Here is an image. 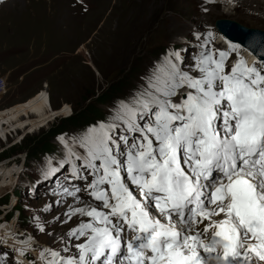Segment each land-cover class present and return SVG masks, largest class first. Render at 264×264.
<instances>
[{
    "label": "snow or ice",
    "instance_id": "1",
    "mask_svg": "<svg viewBox=\"0 0 264 264\" xmlns=\"http://www.w3.org/2000/svg\"><path fill=\"white\" fill-rule=\"evenodd\" d=\"M228 55L203 53L194 77L171 53L110 122L61 138L65 159L46 178L68 164L100 203L69 214L89 218L69 232L83 238L77 254L41 250L45 264H264V61L226 70Z\"/></svg>",
    "mask_w": 264,
    "mask_h": 264
},
{
    "label": "rangeland",
    "instance_id": "2",
    "mask_svg": "<svg viewBox=\"0 0 264 264\" xmlns=\"http://www.w3.org/2000/svg\"><path fill=\"white\" fill-rule=\"evenodd\" d=\"M70 1L72 6L54 0H0V75H7L0 109L36 102L45 96L40 104L19 105L0 120V175L13 163L20 174L18 178L14 174L8 185H0V194H9L11 189L17 194L24 229L14 226V212L9 219L5 217L11 231L23 234L28 243L38 244L39 252L50 248L76 255L74 245L83 238L71 239L69 232L88 217L75 221L81 215L69 219V214L76 208L74 201L92 205L80 198L66 200L38 189L29 195L24 186L26 179L37 177L53 156L67 151L61 138L72 144L94 127L71 123L83 117L88 104H94L98 111L99 124L110 122L122 101L132 100L149 79L167 68L171 53L179 52L180 59L172 57L173 62L195 77L198 59L191 45L185 48L178 44L180 37L203 50L218 48L210 38H216L215 31L210 30L216 18L264 30V0ZM38 15L43 16L34 23ZM110 93H115L112 101L95 102L96 97ZM40 139L56 151L40 156L41 150L36 149ZM19 145L28 147L15 150ZM7 152L8 156L4 154ZM14 200L6 197L0 216ZM3 223L0 227L6 225ZM65 247L68 252L63 251ZM209 264L218 262L210 259Z\"/></svg>",
    "mask_w": 264,
    "mask_h": 264
},
{
    "label": "water",
    "instance_id": "3",
    "mask_svg": "<svg viewBox=\"0 0 264 264\" xmlns=\"http://www.w3.org/2000/svg\"><path fill=\"white\" fill-rule=\"evenodd\" d=\"M213 27L225 39L238 43L251 51L259 59L264 58V31L247 27L229 18H216Z\"/></svg>",
    "mask_w": 264,
    "mask_h": 264
},
{
    "label": "bare ground",
    "instance_id": "4",
    "mask_svg": "<svg viewBox=\"0 0 264 264\" xmlns=\"http://www.w3.org/2000/svg\"><path fill=\"white\" fill-rule=\"evenodd\" d=\"M60 1L63 3V5H65V6H67L68 4H67V2L70 4L71 3V1L70 0H54V2L55 3H58V4H60ZM67 4V5H66ZM73 5V3H71V5L70 6H72ZM70 6H68V7H70ZM47 12V11H46ZM73 13H74V11H73ZM226 13V12H225ZM43 15H38V16H35V18L33 19L34 21V23H38V19L40 18V17H42ZM36 18H37V20H36ZM253 28H257V27H253ZM257 29H259V28H257ZM260 30H263V29H260ZM55 31H61V29H57V30H55ZM264 31V30H263ZM62 32V31H61ZM57 33V32H56ZM217 34L218 33H216V38H218V37H220L222 40H224V41H226L223 37H221L219 34H218V37H217ZM30 35V34H29ZM219 44V43H218ZM244 50V49H243ZM245 51V50H244ZM245 53L247 54V55H249V53H247V51H245ZM226 68H228V67H226ZM44 99H45V96L44 95H42L41 96V98H39L38 100H36V102H30V103H27V104H18V105H14V106H11V107H9V108H7L6 107V109H3V110H1L0 111V120L2 119V117H3V115H5V114H7V113H9L11 110H14V109H16V108H18L19 107V105L20 106H25V107H27V105H30V107H31V105H36V104H40L41 102H43L44 101ZM27 110H29V109H26V110H24L25 112L27 111ZM17 169H18V166L16 165V164H11L10 166H8L5 170H4V172L0 175V177H2V179L0 180V185H2V186H6V185H8L9 184V182L12 180V178H13V176H15L14 174L17 172ZM7 179V180H6ZM55 194H57V193H55ZM55 194H52V195H55ZM57 196H59V197H61V196H63V197H61V198H64V199H66V200H68L69 198H74V197H72V196H67V195H65V194H57ZM77 200H79V199H77ZM81 200V199H80ZM85 201V200H84ZM86 202H89V201H86ZM90 203V202H89ZM73 204L75 205V207L76 208H83V207H85V206H89L88 204H86V203H84V202H78V201H74L73 202ZM85 218V216H81V217H77L76 219H75V221L76 220H83ZM89 219V218H88ZM77 224H80V223H77ZM9 226V224L7 223L6 225H4V228H2V229H0L1 231H0V234L1 235H6V237H8L9 239H10V233L12 232L11 231V225H10V228L8 227ZM78 226V225H77ZM76 226V227H77ZM75 227V228H76ZM7 242V241H6ZM27 243V242H26ZM21 245V242L20 243H17L16 242V244H14V246H15V248H17L18 249V247Z\"/></svg>",
    "mask_w": 264,
    "mask_h": 264
},
{
    "label": "trees",
    "instance_id": "5",
    "mask_svg": "<svg viewBox=\"0 0 264 264\" xmlns=\"http://www.w3.org/2000/svg\"><path fill=\"white\" fill-rule=\"evenodd\" d=\"M113 92V91H112ZM115 93H113V94H111L110 93V95L109 94H106L105 96H102L101 95V97H96L94 100H95V102L97 101V102H99V103H105L106 101H108V100H110V98L114 95ZM83 117H79V118H77V119H75V120H73L71 123L72 124H74V125H76V124H82V125H85V124H88L87 122H92V120L94 119V118H96V117H99V115H98V111H96V108H95V106H94V104H88L87 106H86V109H85V111L83 112ZM58 129H61L62 128V126H59V127H57ZM58 129H55L56 130V132H57V130ZM44 139H40V141H38V142H36V143H39V144H36V145H38L37 147L38 148H36V149H42V150H49V148H50V144H48V143H42V141H43ZM28 147V146H27ZM26 147V148H27ZM22 148H25L24 146L22 147L21 145H19V146H17V148L15 149V150H20V149H22ZM25 148V149H26ZM34 147H33V151H35L36 150ZM27 151H29V150H27ZM12 153V152H11ZM6 156H8L9 155V153L7 152V153H4ZM34 154V153H33ZM3 155V154H2ZM1 156V155H0ZM21 213V212H20Z\"/></svg>",
    "mask_w": 264,
    "mask_h": 264
},
{
    "label": "built area",
    "instance_id": "6",
    "mask_svg": "<svg viewBox=\"0 0 264 264\" xmlns=\"http://www.w3.org/2000/svg\"><path fill=\"white\" fill-rule=\"evenodd\" d=\"M6 90H7V75L6 74L0 75V104H1L3 94L5 93ZM1 110L3 109L1 108L0 111Z\"/></svg>",
    "mask_w": 264,
    "mask_h": 264
}]
</instances>
